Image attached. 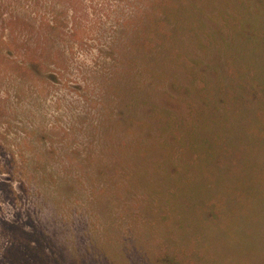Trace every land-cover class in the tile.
Returning <instances> with one entry per match:
<instances>
[{
  "label": "rangeland",
  "instance_id": "rangeland-1",
  "mask_svg": "<svg viewBox=\"0 0 264 264\" xmlns=\"http://www.w3.org/2000/svg\"><path fill=\"white\" fill-rule=\"evenodd\" d=\"M55 1L59 11L63 12L64 28L78 30V42L52 39L43 29L41 24L46 17L47 0H0V177L19 186L18 197L11 194L0 205V215L5 218H13L17 212L27 214L26 217L30 215V218H23V223L30 229L41 228L42 234L37 231L41 238L56 231L63 234L58 249L68 255L84 248L81 237L93 238L94 243L100 237L114 238L123 242L120 254L126 264L134 259L135 264H139L143 235L136 228L142 216L136 214L141 202L127 199L128 174L134 171L125 167L120 159L117 173L110 168L104 175L100 174L96 169L103 157L95 155L91 138H83L115 107L114 101L120 97L115 86L120 82L118 77L122 69L123 104L135 90L129 84L142 81L146 84L144 70L151 67L159 75L154 87L147 89L143 84L141 91L136 89L143 101L141 108L146 111L153 108L154 103L156 109L171 110L175 120L186 117L190 111L189 102L196 92L202 86L215 88L219 75L212 71L215 68L226 71L222 63L224 54L220 53L219 47L225 41L230 42L223 30L233 24L232 10L228 8L223 12L221 0H170L173 14L165 23L169 37L166 41L161 39L168 42L169 48L156 59L141 57L138 49L149 36L145 29L154 26L156 16L162 19L164 12L159 5L166 0ZM256 16H260L263 25L254 22V26L263 30V41L255 40L257 30L252 29L254 39L250 44L262 50L264 5L254 14L247 15L249 20ZM210 36H214L213 41ZM115 38H118L117 45L112 46H120L114 47L112 54L107 48L109 41ZM38 45L44 54L73 46L69 52L76 54L77 65L85 62L98 72L79 76L71 65L65 80L62 77L61 81H53L28 76L20 66L25 65L30 49L34 50ZM232 47L236 52V46ZM254 53L257 58L261 56L257 51ZM101 55L103 58L99 57ZM109 55H113L110 61ZM246 56H234L232 74L223 76L230 98L226 106L220 107H238L240 95H246L244 86L234 87L241 78L238 64L246 69ZM47 62L52 61L47 59ZM252 64L255 80L264 78V64ZM192 69L200 74L193 77ZM139 70L142 76L138 75ZM86 94L95 95L97 101L104 100L106 107L86 101ZM81 96L86 102L83 103ZM247 107H253L254 111L257 105L252 102ZM119 109L122 111L125 107ZM156 116L157 113L152 114L149 120L154 127H157ZM206 123L204 119H198L194 136H234L239 151L247 153L245 168L239 167L244 164L242 162H230L229 152L223 149L225 158H207L198 164V174L186 188L190 196L181 195L174 200L183 204L187 211L192 209L191 198L199 204H208L211 200L216 203L218 223L196 239L200 251L214 264H264V134H256L255 138L240 137L239 125H247L240 117L232 126L219 120ZM168 135L167 132L166 137ZM183 138L186 141L188 135ZM146 140L153 142L159 138L152 136ZM179 144L184 146L179 174L187 176L190 171L186 160L191 149L182 140ZM155 151L163 152L160 145ZM150 154L134 156V166L142 165ZM242 154L238 156L242 158ZM103 163L109 166L110 160ZM9 174L14 181L7 178ZM97 183H106L107 189L95 187ZM21 189L24 198H21ZM168 208L172 213L177 211L175 204ZM105 226H108L106 230ZM11 230L12 226L0 223V252L7 242L20 240L18 235L9 234ZM43 243L49 250L55 249L47 238Z\"/></svg>",
  "mask_w": 264,
  "mask_h": 264
},
{
  "label": "trees",
  "instance_id": "trees-1",
  "mask_svg": "<svg viewBox=\"0 0 264 264\" xmlns=\"http://www.w3.org/2000/svg\"><path fill=\"white\" fill-rule=\"evenodd\" d=\"M220 2L224 7L223 12H227V9L231 8L234 19L231 27L226 26L227 28L223 30L226 33L225 37L229 38L230 42L225 41L219 47L221 49L220 53L224 54L222 63L225 65L226 71L216 68L212 71L218 72L219 75L215 88L202 86L193 96V100L189 102L190 111L186 117L175 120L171 110L167 108L156 109L154 103H152L153 108L146 111L141 108L143 101H141L140 92L137 91L142 90L143 81L129 84L135 90L130 96H127V99H124L125 103L123 104L121 90L124 82L121 83V77L124 70L122 69L120 72L122 74L118 77L120 82L115 86V90L119 92L117 95L120 96L119 99L117 98L114 101L113 106L115 107L109 113H106L104 121L95 125L93 131H88V134L83 138H91V148L95 151V155L103 157L101 165L96 169L100 174L104 175L110 168L117 173L120 159L123 160L125 167L134 171V173L128 174L129 194L127 199L129 202H141L139 213L136 214L142 216L140 224L136 228L138 233L143 235L142 242L139 245L143 252L140 259L137 260V262L141 261L139 264H214L211 259L200 251L196 239L202 235L204 230H211L212 226L218 223L216 219L219 216V211L216 203L211 200L208 204H199L198 201H192L191 198L192 209L187 211L185 206L175 201L174 198L181 197V195L190 196V192L186 188L194 182L198 174L197 166L200 167L198 164L202 160L214 157L225 158L223 154V149H225L229 152L230 158L228 159L230 162L233 164L242 162L244 164H240L239 167L245 168L247 153L243 150L239 151L240 148L234 141V136H194L193 133L197 127L198 119H204L207 125L219 120L220 122H228L232 126V124L238 123V117H240L244 123H247L245 126L239 125L241 126L240 137L251 136L255 138L257 135L264 134V78L255 80V73L252 75L253 66L251 67L252 63L256 65L264 64V47L262 46L261 50L259 46L250 44L254 39L252 29L257 30L258 38L255 40L263 41V30L254 26V22L262 23L260 16L250 17L251 20L247 17L249 13L254 14L257 12L260 6L264 5V0H235V2L233 0H221ZM170 3V0L161 2L159 8H162L164 12L162 19H157L156 16L154 26L149 30L145 29L149 36L139 44L138 51H140L141 57L157 59L167 53L168 42H162L161 39L166 41L169 37V30L165 23L172 18L173 14ZM45 4L46 17L41 26L47 34L52 39L59 38L58 41L78 42L80 40L78 30L75 27L69 30L64 28L63 12L59 11L58 3L55 0H47ZM71 17L72 15L69 16V18ZM223 18L226 19V17ZM234 34L235 36H233ZM64 37H67V39ZM213 38L214 36H210L211 41H213ZM116 42H118V38L109 41L107 49L112 50V54L115 52ZM114 43H116L115 46H112ZM232 45L236 46V52ZM118 46L115 49H118ZM34 47V50L31 48L28 52L30 55L27 56L25 65H22L24 67L20 66L28 76L44 80L52 79L53 81L60 80L62 77L65 80V75L71 65H74L73 67L77 69L79 76H90L98 72L91 65L87 66L85 62H80L77 65L76 54L73 51L69 52L73 46L71 49L48 54H44L40 50V45ZM256 51L261 54L258 58L254 53ZM244 54L248 56L246 61L248 67L246 66L245 69L242 64H238L237 71L241 78L235 83L234 87L244 86L247 93L245 96L240 95L238 107H220L226 106L230 98L226 90L228 85L223 76L229 77L232 74L231 61L233 57L238 58V56ZM109 56L110 61L113 55ZM99 57L103 58V55ZM47 59L52 62L48 63ZM144 71L147 75L144 79L146 81L144 88L154 87L155 79L159 74L151 67ZM190 71L193 77L200 74L194 69ZM138 75L142 76L141 70L138 71ZM75 84L78 85V88L80 87L79 83ZM71 86L74 87L75 85L72 84ZM41 88L44 89L42 86ZM207 92L210 94L209 97ZM94 98L95 95L86 94L85 96L86 101L91 103L94 101L98 107H104V100L97 101ZM81 100H83V103L86 102L84 98ZM252 102L257 105V107H254V111L253 107H247ZM120 107H125V109L121 111ZM156 113L157 127H154L149 120L151 119L150 116L152 114L156 115ZM167 132L168 137H166ZM187 135L188 139L184 141L183 137ZM152 136L154 138L158 137L159 141L150 142V140H146ZM181 140L191 149L186 160L190 171L187 176L179 174L182 165L180 159L184 153V146L179 144ZM159 145L163 150L161 154L155 151ZM146 152L151 153L148 160L142 165L137 163L134 166V156ZM237 152L239 153L237 154ZM240 152H243L242 158L238 156L241 154ZM169 155L171 161H169ZM106 159L110 160L109 166L103 163ZM113 160L117 161L114 162ZM8 176L9 180L14 181L11 174ZM0 186H2L0 187V205L11 194L18 197L16 192L19 186L16 183L14 184V182H9L0 177ZM95 187L101 190H103L102 188L107 189L106 183H97ZM20 191L21 198H24L25 194L22 195L24 190L21 189ZM171 204L176 205L177 211L174 213L168 208ZM142 213H144V217ZM26 216L27 214L23 212H17L13 218H5L0 215L1 225L12 226L9 234L20 237V240L7 242L4 245L2 252H0V264H126L120 254L123 249V242L119 243L114 238L103 239V237H100L94 243L93 238L86 240L85 237H81L80 243L84 244V248L82 250L78 248L68 255L58 249L60 248L58 242L61 241L59 238L63 234L56 231L45 237L51 246H55V249L49 250L43 243L45 235L42 238L37 235V231L42 234V229L35 226L34 230V227L30 229L25 226L23 220L31 217L30 215ZM107 228L108 226H105V230ZM127 264H135V259Z\"/></svg>",
  "mask_w": 264,
  "mask_h": 264
}]
</instances>
